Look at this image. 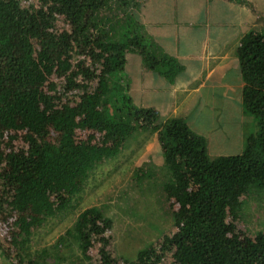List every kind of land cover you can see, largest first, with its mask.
Segmentation results:
<instances>
[{"label": "rangeland", "instance_id": "374dc122", "mask_svg": "<svg viewBox=\"0 0 264 264\" xmlns=\"http://www.w3.org/2000/svg\"><path fill=\"white\" fill-rule=\"evenodd\" d=\"M119 1L125 8L140 2ZM66 5L82 6L79 24H74L64 11ZM20 8L27 12H18ZM104 9L105 5L97 0H0V30L12 36V53L7 51L0 57V91L10 86L12 63L22 64L27 52L38 54L39 43L22 39L21 34L28 27L40 31L56 55H66L78 27L93 31L94 46L87 54L72 60L75 72L91 71L97 76L101 70L98 56L106 53L108 25L95 16ZM42 70L46 80L41 84L25 80L11 109L7 110L0 102V264H142L136 260V254L145 246L156 251L154 259L161 264H182L174 245L169 250L162 247L167 235L179 227L174 213L189 208L196 188L190 184L182 191L168 192V198L162 192L166 173L161 144L157 134L142 129V119L129 111L128 99L132 107L137 108L138 104L129 93L125 70L119 83L123 93L110 110V115L116 116L113 129L139 133L127 134L118 156L101 162L87 176H82L81 187H75L79 196L77 208L61 218L55 215L53 204L40 200L50 194L46 184L35 178L38 185H28L43 152L51 153L63 172L71 175L80 158L78 142L90 139L104 145L111 143L86 115L88 103L80 84L86 81L96 86V79L84 80L83 73L75 78L74 74L51 65L43 66ZM43 93L52 94L53 102L43 103L40 100ZM248 129L251 131L250 126ZM12 151L26 161L19 175L10 166ZM148 168L152 169L146 173ZM96 206L103 208L111 222L91 216L89 210ZM250 214L251 227L263 228L264 205L252 207ZM204 218L212 222L219 216L211 209ZM234 232L243 233L240 227L228 229L229 234ZM104 241L108 263L103 258ZM42 249L49 250L44 260L36 255Z\"/></svg>", "mask_w": 264, "mask_h": 264}, {"label": "trees", "instance_id": "16d2710c", "mask_svg": "<svg viewBox=\"0 0 264 264\" xmlns=\"http://www.w3.org/2000/svg\"><path fill=\"white\" fill-rule=\"evenodd\" d=\"M143 1L133 2L125 8L119 0H97L105 5V9L98 10L95 18L108 25L104 41L106 53L98 56L101 70L97 76L91 71L75 72L73 69L72 58L87 54L94 46L95 35L85 26L78 27L74 32L66 55L54 54L36 28L28 27L21 34L25 42L35 40L39 43L38 54L35 56L27 52L22 64H11L10 86L0 91L2 105L7 110L11 109L13 99H18L25 80L30 84L43 83L46 80L43 66H54L66 74H74L75 78L83 73L84 80L96 79V86L86 81L80 84L88 103L87 118L111 142L109 145L90 139L78 142L76 147L80 158L71 175L63 172L51 153L40 155L35 175L27 183L36 187L35 178H38L46 184L50 194L40 200L43 204H53L55 215L61 218L77 208L79 196L75 187H81L82 176H87L101 162L118 156L127 134L139 133L137 130H114L116 116L110 115V110L119 103L118 98L123 93L119 83L127 53L138 52L146 67L159 69L171 81L182 68L174 58L163 52L141 22ZM82 10V6L70 8L67 5L64 9L74 24L82 21ZM18 12L25 14L27 10L20 8ZM11 37L8 31L0 30V57L7 51L12 53ZM237 55L244 81L243 111L256 121V130L247 135L240 154L212 157L208 153L206 138L193 131L185 120L174 117L162 124L156 111L139 106L134 108L131 99L127 100L131 103L129 111L144 122L142 129L156 133L161 144L163 172L166 173L162 192L165 195L176 193L190 184L196 188L189 208L174 213L179 227L167 235L162 247L169 250V246L174 245L182 264H264V227L254 229L249 221L250 209L264 205V32L247 33L241 40ZM75 78L73 81L77 83ZM40 100L52 103L54 96L43 93ZM124 109L127 111L128 107ZM9 162L15 175L21 174L26 163L16 151L11 152ZM211 209L215 210L219 219L207 222L204 217ZM89 212L91 216L111 222L101 207H93ZM230 227H240L243 233L229 234ZM101 243L103 258L108 263L107 241ZM155 252L150 246H145L137 251L136 260L142 264H161L155 261ZM48 253L49 250L42 249L36 255L44 260Z\"/></svg>", "mask_w": 264, "mask_h": 264}, {"label": "crops", "instance_id": "0c3cea01", "mask_svg": "<svg viewBox=\"0 0 264 264\" xmlns=\"http://www.w3.org/2000/svg\"><path fill=\"white\" fill-rule=\"evenodd\" d=\"M140 17L182 68L171 81L128 52L125 75L138 106L156 111L162 124L185 120L212 157L242 153L256 121L243 111L237 50L247 33L264 32V0H144Z\"/></svg>", "mask_w": 264, "mask_h": 264}]
</instances>
